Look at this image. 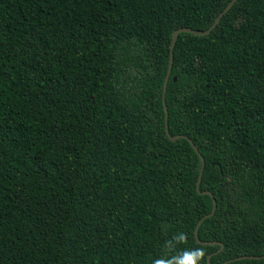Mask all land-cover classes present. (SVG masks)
<instances>
[{"label":"trees","instance_id":"16d2710c","mask_svg":"<svg viewBox=\"0 0 264 264\" xmlns=\"http://www.w3.org/2000/svg\"><path fill=\"white\" fill-rule=\"evenodd\" d=\"M230 1L0 0V264H264V0L163 102Z\"/></svg>","mask_w":264,"mask_h":264},{"label":"water","instance_id":"95a60500","mask_svg":"<svg viewBox=\"0 0 264 264\" xmlns=\"http://www.w3.org/2000/svg\"><path fill=\"white\" fill-rule=\"evenodd\" d=\"M237 0H231L227 6L218 14V16L215 18V20L213 21V23L210 25V27L205 30V31H196V30H192V29H189V28H179V29H176L173 33H172V37H171V44H170V50H169V53H170V57H169V64H168V70H167V73H166V77H165V81H164V89H163V102H164V94H165V91H166V87H167V83H168V79H169V76H170V71H171V67H172V60H173V48L175 46V43L177 41V38L179 36V34L181 33H189V34H192V35H196V36H206V35H209L211 33V31L218 25V23L220 22V20L222 19V17L233 7V5L235 4ZM175 81V79H174ZM164 111H165V130H166V133L169 135V132H168V127H167V108L165 106V103H164ZM169 137V140L174 142L176 141L177 139L181 138L182 136H174V137H171V136H168ZM189 141V144L191 145V147L194 149V151L200 156V159L202 161V165H201V169H200V174H199V178H198V181H197V186H196V189L198 191V188H199V184H200V180H201V174H202V170H203V166H204V161H203V158L202 156L199 154L197 148L193 145V143ZM203 195H210V193H207V192H203L201 193ZM215 210H216V203H215V199L212 197V210L210 213H208L207 215L203 216L199 221L198 223L196 224V227L194 229V237L197 241V243H199L200 245H203V246H209V245H214L213 242H201L199 239H198V229H199V226L201 225V223L212 217L215 213ZM223 249V245L220 244V248L212 253L211 255H209L206 259V262L207 264H210V258L212 255H216L218 254L219 252H221ZM261 257H254V256H241V257H236V258H233L229 261H226L222 264H227L229 262H232V261H239V260H258L260 259ZM264 258V257H263Z\"/></svg>","mask_w":264,"mask_h":264},{"label":"clouds","instance_id":"9594fccd","mask_svg":"<svg viewBox=\"0 0 264 264\" xmlns=\"http://www.w3.org/2000/svg\"><path fill=\"white\" fill-rule=\"evenodd\" d=\"M205 257V252L203 248H199L198 255L195 257H188L186 259V264H197L198 261H201Z\"/></svg>","mask_w":264,"mask_h":264}]
</instances>
